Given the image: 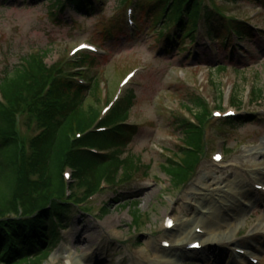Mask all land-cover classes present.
Segmentation results:
<instances>
[{"label": "rangeland", "instance_id": "obj_1", "mask_svg": "<svg viewBox=\"0 0 264 264\" xmlns=\"http://www.w3.org/2000/svg\"><path fill=\"white\" fill-rule=\"evenodd\" d=\"M53 1L0 0V76L8 66H18L28 53L46 49L51 51L47 63L62 62L69 69L68 62L78 60L77 55L83 57V53L74 54L73 50L82 42L94 44L96 55L101 57L88 60L77 78L82 83L97 78L100 85L96 95L84 94V108L92 106L105 116L121 103L127 106L125 120L129 125L124 128L137 131L132 130L124 139L127 143L112 147L109 152L121 157L139 156L142 165L134 172L133 180H122L120 173L117 184L105 187L84 204L74 205L67 226L57 244L48 247L51 254L43 264H68L61 256L68 253L73 255V264H154L149 257L159 251L161 240L166 238V219H177L179 227L192 221L196 206L188 198L194 189H204V193L217 199L238 175H243L246 188L253 191V200L246 205L244 197L240 201L239 196L229 198L244 207L239 227L232 229L233 233H225L222 243L183 255L172 264H237L231 243L251 250L253 236L264 247L262 235L253 234L264 220V192L257 188L253 169L245 167L264 162L263 156L251 155L264 142V7L258 0H201L212 9L215 7L226 20H246L254 29L256 38L246 37L241 44L233 39L231 47L237 46L233 51L217 40L209 45L203 37L197 46H191L184 29L180 33L173 31L178 38L175 47L168 51L166 39L162 44L158 39L160 24L155 23L156 15L146 23L141 19L140 6L145 0H132L124 6L122 0H96L95 10L83 14L67 8L61 22L51 14ZM128 8L135 9L136 24L142 21L146 26L139 35L125 29L116 37L107 38L106 30L121 19L128 20ZM200 25L205 29L203 22ZM128 29L133 31L132 26L128 25ZM195 47L199 54L189 57ZM220 65L225 69H219ZM127 76H132L128 82ZM257 91L263 97L256 95ZM197 95L209 101L211 116L205 120L207 148L191 180L175 187L163 165L170 156L176 161L182 157L178 153L184 147V135L176 121L182 117L194 120L196 110L187 106L193 108L191 101ZM235 96L243 100L242 107L233 109L239 110L238 116L253 114L260 120L243 122L236 118L237 123L225 125L214 117L220 104L223 113L232 109ZM38 132L30 115L21 116L19 137L25 145ZM220 150L223 161L216 162L213 155ZM71 186L73 196L66 201L82 199L80 184L74 181ZM133 202L138 203L142 214L137 224L132 221L133 207H129ZM125 204L129 206L123 207ZM227 217L236 216L228 212ZM77 233L81 242L75 240ZM256 254L264 256V252Z\"/></svg>", "mask_w": 264, "mask_h": 264}, {"label": "trees", "instance_id": "obj_2", "mask_svg": "<svg viewBox=\"0 0 264 264\" xmlns=\"http://www.w3.org/2000/svg\"><path fill=\"white\" fill-rule=\"evenodd\" d=\"M53 2L51 14L56 15L58 22L68 7L80 13L96 8L95 0ZM127 2L122 0V6ZM140 7L144 23L156 15L155 23L160 24L157 29L160 43L165 38L169 44L175 45L173 31L180 33L182 29L186 30L184 36L191 39L190 43H195L201 17L208 36L221 45L227 46L234 35L238 38L254 35V30L245 21L226 20L218 15L215 7L216 10L201 0H145ZM142 21L133 35H139L145 25ZM125 29L129 33L125 20L121 19L104 34L111 39ZM50 53L49 49L28 53L18 66H8L0 76L3 97L2 100L0 96V264H43L49 258L51 250L48 247L57 244L60 229L67 226L72 214L73 203L81 200L66 201V167L74 170L77 181L88 183L89 196L98 191L103 179L116 181L121 173L122 180H130L142 165L141 158L133 154L125 157L97 155L84 149L119 147L127 143L124 139L128 134L137 130L116 125L128 116L127 106L121 103L102 122L109 128L107 131L90 132L100 118V112L92 106L85 109L83 99L86 93L96 95L98 83L95 81L88 86L77 84L67 76L63 63H47ZM97 57L84 54L82 60L74 65L82 66ZM257 94L262 92L257 91ZM234 101L241 103L240 99L234 98ZM191 105L193 108L187 107L196 110L193 113L200 123L178 118L176 122L186 146L178 153L182 154L180 162L170 156L163 165L175 187L189 182L203 155V123L209 116V109L199 95L192 99ZM24 114L37 119L45 128L40 135L29 140V148L22 145L18 131L19 119ZM238 120L251 122L260 119L245 116ZM235 123L237 120L224 121L226 125ZM77 132L84 135L77 138ZM20 205L24 209L23 215L20 218L8 217L10 211L18 213ZM128 206L125 204L123 207ZM129 207H133V218L137 223L142 217L138 203L133 202Z\"/></svg>", "mask_w": 264, "mask_h": 264}, {"label": "bare ground", "instance_id": "obj_3", "mask_svg": "<svg viewBox=\"0 0 264 264\" xmlns=\"http://www.w3.org/2000/svg\"><path fill=\"white\" fill-rule=\"evenodd\" d=\"M251 155H261L264 157V142L262 143V147L256 150ZM247 169H253L255 172V181L258 184H264L262 182V178H264V162L263 164H255L252 167L245 166ZM248 172V170H245ZM258 171V172H257ZM243 175H238L234 178L230 184L226 185V189L222 192L221 195L216 197L208 195L203 192L204 189H194L191 198H188L189 201L194 202L196 209L195 215L192 221L188 224L179 227L176 225L177 219L172 220L173 228L171 230L166 231L165 241H170V248L164 249L161 246H158V252H155L149 259L155 261L154 264H172L179 260V258L183 257V255H187L190 253H195L194 251L187 250V244H189L194 239H199L201 244L207 246L213 243L220 244L225 240V233H233L234 228L238 226L242 221L241 217L245 212L244 207L240 205H236L231 199H235L236 197H240L239 201L243 199L249 204L252 202V192L247 185H245ZM218 179V181H220ZM224 202V203H223ZM244 206V205H243ZM228 212H233L235 214V219H230L227 217ZM239 227V226H238ZM233 229V230H232ZM236 229V228H235ZM264 232V220L260 225L255 227L253 230L254 235H259V233ZM75 240L77 242H81L80 235H74ZM264 238V237H262ZM163 240V239H162ZM260 239L254 238L253 244L249 246L251 248L250 252L246 251V253H250L253 257H259L260 263L264 264V256H258V252H264V247L258 243ZM84 244V243H83ZM84 246H88V242L84 244ZM262 246V247H261ZM238 248V247H236ZM61 256L65 257L66 263L73 264V255L72 253L61 254ZM149 256V255H148ZM243 258L242 256H238ZM245 259V258H244Z\"/></svg>", "mask_w": 264, "mask_h": 264}]
</instances>
